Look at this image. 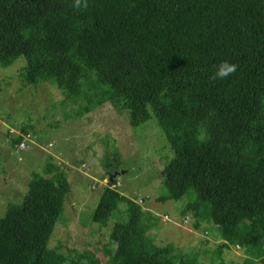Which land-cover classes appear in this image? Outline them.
Returning a JSON list of instances; mask_svg holds the SVG:
<instances>
[{
	"label": "trees",
	"instance_id": "obj_1",
	"mask_svg": "<svg viewBox=\"0 0 264 264\" xmlns=\"http://www.w3.org/2000/svg\"><path fill=\"white\" fill-rule=\"evenodd\" d=\"M20 58L25 86L58 87L75 119L105 105L135 129L155 117L175 153L159 201L192 194L188 210L220 229V254L264 257V0H0V65ZM225 60L237 71L213 80ZM47 173L34 174L23 203L0 219V264H67L50 242L72 187L59 168ZM117 184L104 188L92 219L106 227L126 206L110 264H202L158 247L144 207Z\"/></svg>",
	"mask_w": 264,
	"mask_h": 264
},
{
	"label": "rangeland",
	"instance_id": "obj_2",
	"mask_svg": "<svg viewBox=\"0 0 264 264\" xmlns=\"http://www.w3.org/2000/svg\"><path fill=\"white\" fill-rule=\"evenodd\" d=\"M26 66L24 58L9 67L0 65V219L10 206L23 203L34 174L51 177L48 168H59L67 173L72 190L50 247L60 251L67 264H110L107 254L116 249L111 237L115 225L127 221L126 206L121 205L106 227L92 219L104 188L118 173L116 190L144 207L149 237L158 247L174 246L177 263L264 264V257L248 263L246 251L239 248L220 254V229L188 210L192 194L180 201H159L167 194L162 171L175 153L155 117L135 129L127 114L105 105L75 119L77 106H63L65 97L58 87L25 86L21 73ZM20 137L23 145L15 146L14 139ZM106 164L119 171L111 173Z\"/></svg>",
	"mask_w": 264,
	"mask_h": 264
},
{
	"label": "clouds",
	"instance_id": "obj_3",
	"mask_svg": "<svg viewBox=\"0 0 264 264\" xmlns=\"http://www.w3.org/2000/svg\"><path fill=\"white\" fill-rule=\"evenodd\" d=\"M80 0H77V7H79ZM237 65L234 63H231L230 61H222L218 69L215 71V74L213 75L212 79H226L230 77L232 74H234L237 71Z\"/></svg>",
	"mask_w": 264,
	"mask_h": 264
},
{
	"label": "water",
	"instance_id": "obj_4",
	"mask_svg": "<svg viewBox=\"0 0 264 264\" xmlns=\"http://www.w3.org/2000/svg\"><path fill=\"white\" fill-rule=\"evenodd\" d=\"M118 175V173H115L114 175L111 176V182H114L115 177Z\"/></svg>",
	"mask_w": 264,
	"mask_h": 264
}]
</instances>
